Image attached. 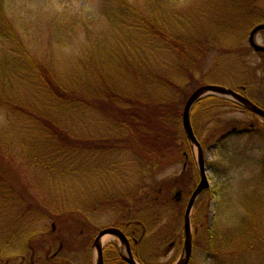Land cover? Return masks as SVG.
<instances>
[{
	"label": "rangeland",
	"instance_id": "1",
	"mask_svg": "<svg viewBox=\"0 0 264 264\" xmlns=\"http://www.w3.org/2000/svg\"><path fill=\"white\" fill-rule=\"evenodd\" d=\"M0 1L10 11L6 14L9 21L20 30L18 36L23 48L19 53L16 46L9 51L8 60H12L14 68L10 71L18 69L17 65L23 62L21 54L26 53L50 73L52 84L62 81L69 89L77 88L82 92H79L80 96L76 93L74 98L83 95L81 101H102L93 96L99 86L96 74L89 67L87 75L80 72L83 69L81 63L94 61L89 53L96 41L90 42L81 25L71 36H63L51 24L48 26L51 15L61 22L75 19L77 24L84 19L87 32L93 33V39L102 37L111 32V26L99 16L100 0ZM129 2L136 9L140 8L150 23L160 24L163 31L177 29L176 33H182L177 38L190 44L182 48V54L178 56L172 50L169 53L161 51L154 41L157 38L148 37L157 50L148 47L149 52L153 49L155 54L148 59L145 57V69L138 68L139 74L132 79L138 89L132 84H124L127 75H120L119 89L121 95L124 93L122 101L126 98L140 101L118 104L114 100L118 108L127 111L128 104L124 103H141L137 107L141 109L137 113L141 121L138 122V131L150 138L165 136V139L161 144L152 145L156 153L147 162L142 155L145 156V148H151L150 144L139 142L137 137H116L115 119L110 120L92 110L95 105L88 111L51 110L48 114L60 125H54L58 132L52 133L65 138L104 140L100 145L105 148L101 150L80 149L82 146L76 144V147H70L72 150L66 157L61 153L52 154L49 143L41 138L43 132L24 117L19 114L5 116L0 111V176L1 173L5 175L0 179V192L2 188L4 193L9 190L7 195L15 201L8 210L0 205V264H53L50 261L55 257L57 264H97V251L93 246L96 234L115 226L132 231L130 235L136 246L135 254L133 250L130 252L139 264H174L183 257L180 235L183 233L184 211L189 195L199 181L196 149H192L191 157L185 161L179 153L178 116L180 128L187 101L203 87L242 92L241 95L264 111V52L258 54L248 44L253 31L264 23V0ZM193 24L196 31L189 34L186 29ZM0 29L3 30L1 22ZM60 37L62 42L58 41ZM251 41L264 49V32L253 35ZM97 52L96 58L99 57ZM185 59L192 67H188L189 72L183 77L177 67L183 65ZM80 77H84L82 81ZM106 77L101 80L108 85ZM151 77L159 83L154 85ZM170 82L175 85L172 91L167 87H173ZM33 83V89H25V86L22 95L38 101L40 107L44 104L43 111L47 112L45 101L49 95L37 86L34 77ZM82 83L85 87L79 88ZM112 89L116 90L115 86ZM229 101L222 104L215 100H198L190 111V122L203 150L209 188L206 196H200L201 201L200 197L195 200L190 214L189 231L193 232V240L189 264H264V254L258 253V249L264 248V241L261 244L257 242L258 238L251 239L264 232V122L231 103L237 100L230 98ZM159 103L172 111L168 112L171 115L167 116L169 120L163 121V112L151 106ZM165 122L170 126L163 127ZM251 125L254 133L244 134ZM232 130L239 135L226 140L222 149L216 142ZM74 138L71 139L75 141ZM32 157L53 161L51 164L56 170L66 167L68 160L76 171L75 180L72 181L69 173L66 179L56 178L57 173L51 174L53 177L50 178V172L48 175L43 166L28 167ZM57 157L61 158L56 160ZM23 163L25 167L21 165ZM145 163L153 164L145 166ZM112 165L115 169L103 175ZM113 177L115 180L106 181ZM178 191L181 197L175 198ZM21 194L26 195L30 208L27 213L32 214L34 220L21 211V207L27 206L25 202L21 204ZM133 196L138 199L130 201V211L119 217L120 207L127 206ZM109 198H113L114 203ZM251 199L260 208L249 206ZM255 217H258L254 223L256 230L251 229L254 234L249 236L248 228ZM209 228H212L216 240L215 247H211L207 240L205 230ZM125 233V236L129 234ZM242 235L251 239V252L248 250L243 259L241 255L232 257L237 256L233 252L245 247H238L236 242L242 240ZM104 236L108 241L102 244L101 254L108 258L103 259V264H125L121 260L128 258L125 244L111 235ZM229 240L234 242L226 245ZM111 243L116 249L110 246Z\"/></svg>",
	"mask_w": 264,
	"mask_h": 264
},
{
	"label": "trees",
	"instance_id": "2",
	"mask_svg": "<svg viewBox=\"0 0 264 264\" xmlns=\"http://www.w3.org/2000/svg\"><path fill=\"white\" fill-rule=\"evenodd\" d=\"M166 3H170L169 0H165ZM99 16H101L102 20H104L107 23V26H111V29H109L111 32L108 34H103L102 37L99 36L95 39H93V33L87 32V27H86V20L83 19L82 22H79L77 24L75 19L69 20V19H64L63 22L59 20L58 17L51 15L50 21L48 23L51 24L52 27L56 29L57 33H62L63 36H71L73 33H75L77 27L81 25L82 30L85 29L84 34L88 36L90 42L91 41H96L91 42L96 45L93 49H91L90 58L94 59V61L91 63L89 60L88 62L85 61L81 64H83V69L80 72H83V75H87L88 73V67L91 72L95 73V78H97L99 86L95 89V94L93 95L94 97H100L102 101H81V97H73L76 95H79V90L77 88H72L69 89V87L66 86V84L62 81L56 82L55 84L51 83V75L46 71L42 65H40L33 57L26 53L21 54V59H22V64L17 65L18 69H16L15 72L10 71V69H14L12 65V60H8L10 57L8 54L11 51V48H14L16 46V52L19 53L20 50H22V46L20 45V36H18V32L20 30L15 29L14 25L9 21L8 12H10L8 9H5L3 7V3L0 1V22L3 26V30L0 29V111L5 113V116H17L19 114L20 117H24L23 119H26V121H29L31 125L34 124V127L38 129V131L43 132L41 135V138H44L49 146L51 148L50 150L52 151V154L56 153H61V155L68 154L71 148L76 147L75 145H80L82 146L80 149L84 147L87 148H95L96 151L101 150L104 147V145H100L104 142L103 139L97 138V139H83V138H74L75 141H73L70 137L65 138L63 136H60L58 134L52 133V132H58L57 128L54 125L60 126L59 123L54 119L51 114H48L53 110V112H56L57 110H63V109H76L77 110H91V106L95 105V109L93 108L95 112H98L99 114H103L106 117L114 118L115 119V136L118 138L122 137H127L129 138H138V141L141 143H149L151 148H145L146 150H143L145 152V156L142 155L147 162H149L153 157L154 154L156 153L152 145L156 144H161L160 142L163 141L165 136H150L148 137L146 134H143L142 132H139V126L138 122H141L139 116H137L138 112H141V109H137L138 105L141 103H129L126 102L124 104H128L129 110L127 111H121L116 102L118 104H123V101H140V100H131L126 98V100L122 101V96L124 93L121 95V90L120 88V75H127V79H123L124 84H132L138 89V85L135 84L136 81H132V79L139 74V69L141 68L142 70L145 69V62L146 60L151 57L152 55L155 54L153 49L157 50V46L159 45L160 50L162 51H168V53L172 50L174 53L178 56H181L182 54V48H187L188 45H190L185 41H182L183 39H178L177 36H180V33H176L177 29L175 31L169 30L166 31V29L161 30V25L157 23H150L149 20H147V17H145L142 13L140 8H137L132 6L129 0H100V8H99ZM58 18V20L56 19ZM17 30V31H16ZM22 30V29H21ZM188 30L189 34H191L195 30L194 24L190 25ZM198 30V29H197ZM182 32V30L180 31ZM85 36V35H84ZM199 36V33H198ZM150 37V39L153 37L157 38L155 41V44L157 45H152L151 40L149 41L147 38ZM92 38V39H91ZM195 38H197L195 36ZM60 42L63 41V38L60 37L59 40ZM150 42V43H149ZM186 44V46L184 45ZM148 47H154L152 51L149 52ZM89 48L85 51V56L87 57V52ZM142 50V53L140 51ZM99 51V57H97V54ZM159 51V49H158ZM181 53H178V52ZM172 54V53H171ZM170 54V55H171ZM147 59H146V58ZM145 58V59H144ZM145 61H144V60ZM183 65H179V71L180 73H183L184 75L189 72V68H191V64L187 63V59L182 61ZM139 68V69H138ZM15 73V74H14ZM19 75V76H18ZM113 75V77L111 76ZM13 76H16V79H14ZM104 76H107L106 78L109 80V86L102 81L101 79L104 78ZM114 76H117L115 79ZM33 77L35 80H37V86L41 88L45 93H48V99L45 101L46 102V107L45 109L47 112L43 111L44 104L43 106L38 105V101H31L29 100L28 97H25L22 95V92L28 87L32 88L33 83ZM85 77V76H84ZM83 77V78H84ZM178 77V76H177ZM21 78V80H20ZM81 81H82V79ZM177 79H180L179 77ZM151 82L156 85L159 83V81H156L155 78L151 77ZM174 80V78H173ZM133 82V83H132ZM81 83V82H80ZM176 83V82H175ZM170 84L173 86H167L168 90L172 91L174 88V83L170 82ZM169 84V85H170ZM116 85L118 86L116 89ZM126 85V86H127ZM115 86V89H112ZM13 87H16L15 89ZM85 85L82 83V85H79V88H84ZM100 87V88H99ZM103 90V91H102ZM162 90V89H160ZM50 92V94H49ZM82 94V92H80ZM105 94L106 97H101ZM81 98V99H80ZM109 98H112L113 101H103V100H109ZM208 100H215L216 102H222L226 103V101H223L221 99H214V98H207ZM206 99V100H207ZM37 100V99H36ZM115 100V101H114ZM147 101V100H145ZM153 101V100H151ZM47 102H49V105H47ZM104 103V104H103ZM159 104H152L155 108V110L159 111L160 113L163 112L162 114V119L164 120H169L167 116H169L168 112H172L169 109H166L162 105ZM162 106V107H161ZM138 110V111H135ZM129 111V112H128ZM132 111H135L134 113L131 114ZM174 111V110H173ZM177 111V110H176ZM128 112V115H127ZM127 116V117H126ZM171 116V115H170ZM169 116V117H170ZM126 117V118H125ZM130 118L127 120V118ZM134 118V119H133ZM111 120V119H110ZM179 116H178V124H177V140L179 141L178 148H179V153L182 155L181 159L184 161L188 159L190 156V146L184 136V133L181 130V126L179 128ZM24 121V120H23ZM177 122V121H176ZM166 123V124H165ZM163 124V127L167 128L170 125H168L167 122ZM153 131V128H151ZM154 132V131H153ZM254 133V132H252ZM53 135V136H50ZM156 137V138H154ZM234 136H230L228 138H225L223 140H218V146H220L222 149L225 148L223 147V143L228 140L232 139ZM48 138V139H47ZM132 143L134 142L133 140H130ZM153 141V142H151ZM71 147V148H70ZM79 148V147H77ZM2 150V146L0 145V151ZM187 153V154H185ZM34 156V155H31ZM62 157V156H61ZM61 157H57L56 160L60 159ZM66 157H69L66 155ZM55 160V161H56ZM67 165L64 168H60L59 170H56L54 165L51 164L53 161H44V160H39L37 157H32L31 163L27 164L29 165L28 167H31L32 165H40L39 167L43 166L45 168L46 173L50 176L53 177L54 173H57L55 175L56 178H67L68 173L69 177H71L72 181L75 180L76 176V171L73 169L72 163H70L68 160ZM102 162V161H100ZM220 162V161H219ZM96 163V162H95ZM149 164L153 163H145V166H149ZM25 167V164H21ZM88 165V164H87ZM63 167V166H62ZM102 170V168H98ZM115 169V166L112 165L109 169H106L103 172V175L111 173ZM79 171V170H78ZM94 172H98L97 170H93ZM80 172V171H79ZM53 174V175H51ZM141 174V173H140ZM100 174V176H103ZM3 176H5L3 173H1L0 179H3ZM105 177V176H104ZM51 178V177H50ZM113 181L115 180V177L110 178L106 181ZM1 187V186H0ZM6 193H4V188H2V192H0L1 202L0 205H3V208L5 210H8V206L13 207V204H15V201L9 198L7 195L9 190H5ZM208 193L203 194L202 196H206ZM21 197V204H24L23 202L26 203V207L22 208L21 211L24 210L26 215H29L30 219L34 220V217L32 214H28L27 212L30 211L29 205H28V200L26 202V195H20ZM19 196V197H20ZM138 199L136 197H132L130 200H128V205L122 208L121 211L119 212L118 216L122 217L123 214L126 211H130L131 205L130 201L135 202V200ZM109 200H112L114 203L113 198H109ZM201 201V199H200ZM151 203L152 200H149ZM255 201L253 199L249 200V206H256L255 208L258 209V205L254 203ZM201 204V202H200ZM115 210V209H114ZM24 215V216H26ZM259 215V214H258ZM258 221V217H255L251 219V222L249 225V235L254 234L251 233V229L256 230L255 228V222ZM195 224L193 223V226ZM123 232H126L124 227L118 226ZM246 228V227H245ZM205 233L207 235V240L208 243H210V246L215 247V241L213 239V231L212 228H209L205 230ZM256 233V232H255ZM260 234L258 235H253L254 237L251 239L258 238L259 243L262 244L264 241V232H259ZM217 239V238H216ZM251 239H247L245 236L242 235V240H237L238 247L240 246H245L242 251H236L233 252V254H236L237 256H232V257H239L240 255L242 256V259L244 257V254L251 252V247L249 245V242ZM256 240V239H255ZM231 241H226V245L229 244ZM234 241L231 242V244ZM223 243V240H222ZM111 249V248H110ZM109 250V249H108ZM107 250V253L110 252ZM112 251L114 249H111ZM261 254H264V248L258 249ZM116 253V252H115ZM105 258H108L106 254H104ZM232 264V262H231Z\"/></svg>",
	"mask_w": 264,
	"mask_h": 264
},
{
	"label": "water",
	"instance_id": "3",
	"mask_svg": "<svg viewBox=\"0 0 264 264\" xmlns=\"http://www.w3.org/2000/svg\"><path fill=\"white\" fill-rule=\"evenodd\" d=\"M260 30H264V25L259 26L258 28H256L253 33L251 34L250 37V45L251 47L254 49V51L256 52H264V49H261L260 47L256 46L255 44L252 43L251 39L252 36ZM212 94H216V95H220V96H224V97H231L235 100H237L241 105H243L245 108H247L248 110H250V112L256 114L257 116L261 117L262 119H264V112L261 111L260 109H258L257 107H255L254 105H252L251 103H249L248 101H246L245 99H243L242 97L236 95L235 93H233L230 90H226L223 88H218V87H203L198 89L194 94H192V96L190 97V99L187 101L185 107H184V111H183V115H182V126L184 129V132L187 136L188 141L191 143L192 146H194L197 149L198 152V167L200 170V174H201V181L198 185V187L196 188V190L194 191V193L191 196V199L189 200V204L187 206L186 209V213H185V227H184V245H183V257L178 260L175 264H188L189 262V258L191 255V237H190V233H189V212L190 209L192 207V204L195 200V198L198 196V194L207 188V182H206V178L204 175V168H203V158H202V154H201V149L199 144L197 143L190 123H189V113L191 110V107L193 106V104L200 100L202 97L207 96V95H212ZM104 235H113L115 237H117L122 243H125L126 245V249L127 248V242L125 240V238L116 230H105L103 232H100L97 236V238L95 239L94 242V247L97 251V264H102V254H101V248L98 244L99 240L104 237ZM127 255L128 258H123V261L127 264H136L135 261L133 260L129 249L127 250Z\"/></svg>",
	"mask_w": 264,
	"mask_h": 264
},
{
	"label": "bare ground",
	"instance_id": "4",
	"mask_svg": "<svg viewBox=\"0 0 264 264\" xmlns=\"http://www.w3.org/2000/svg\"><path fill=\"white\" fill-rule=\"evenodd\" d=\"M130 234H132V231H130V229H129V237L132 239V236L130 235ZM106 241H108V237H106V236H104V237H102L100 240H99V242H98V244H99V246H100V248H102L101 246H102V244L104 243V242H106ZM118 241H120V240H118ZM115 244L113 243H111V245L110 246H113L115 249H116V246H114ZM48 260H50V258H48ZM104 260H106V258L104 257Z\"/></svg>",
	"mask_w": 264,
	"mask_h": 264
},
{
	"label": "flooded vegetation",
	"instance_id": "5",
	"mask_svg": "<svg viewBox=\"0 0 264 264\" xmlns=\"http://www.w3.org/2000/svg\"><path fill=\"white\" fill-rule=\"evenodd\" d=\"M57 260H56V258H54V261H51L53 264H54V262H55V264H57V262H56ZM61 263V262H60Z\"/></svg>",
	"mask_w": 264,
	"mask_h": 264
}]
</instances>
